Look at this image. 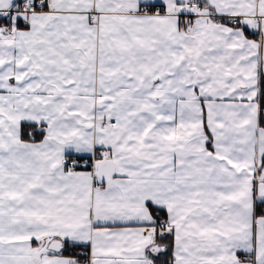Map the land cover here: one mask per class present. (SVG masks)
<instances>
[{
	"label": "snow or ice",
	"instance_id": "1",
	"mask_svg": "<svg viewBox=\"0 0 264 264\" xmlns=\"http://www.w3.org/2000/svg\"><path fill=\"white\" fill-rule=\"evenodd\" d=\"M0 264H264V0H0Z\"/></svg>",
	"mask_w": 264,
	"mask_h": 264
}]
</instances>
